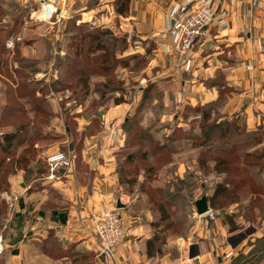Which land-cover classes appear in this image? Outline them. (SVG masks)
<instances>
[{
	"label": "rangeland",
	"instance_id": "374dc122",
	"mask_svg": "<svg viewBox=\"0 0 264 264\" xmlns=\"http://www.w3.org/2000/svg\"><path fill=\"white\" fill-rule=\"evenodd\" d=\"M58 7L66 9L65 0H0V239L4 250L0 264L21 252L22 246H27V257L41 255L39 243L44 242L47 229L54 231L47 248L51 252L60 249L53 243L79 242L65 225L43 222L40 216L42 211L62 207L67 208L68 221L72 205L53 186L64 182L62 174L47 179L45 163L50 155L64 152L70 170L75 148L74 178L79 184L92 182L96 174L80 161L79 153L90 140L102 137L113 150L117 177L118 170L122 172L116 195L127 206V214L144 222L158 221L161 227V212L169 214L165 220L171 223L169 233L159 231L165 243L154 245V258L165 254L179 258L182 241H202L196 237V223L210 227L220 221L224 239L238 246L230 264H264L263 127L247 133L244 125L237 124L222 135L210 131L205 139L200 116L209 109L204 105L201 111L198 106L178 111L182 116L178 125L161 122L163 105L153 108L152 114L140 111L103 124L110 107L137 92L136 76L146 68V60L125 56L130 43L122 33L90 26V15L76 25L68 11L58 16ZM72 7L78 12V2ZM45 8L52 10L50 16L42 13ZM219 114H211V119H229ZM139 128H149L152 135H143ZM27 185H31L28 193L47 192H43L47 199L42 209L24 201ZM203 196L213 218L205 215L208 211L196 215L194 202ZM113 210L118 215L120 209ZM142 211L146 213L140 215ZM106 212L93 222L98 244L95 228ZM22 215L24 221L18 217ZM121 226L125 233L123 221ZM91 258L95 259L78 256V261L91 264ZM46 262L39 259L34 264Z\"/></svg>",
	"mask_w": 264,
	"mask_h": 264
},
{
	"label": "crops",
	"instance_id": "0c3cea01",
	"mask_svg": "<svg viewBox=\"0 0 264 264\" xmlns=\"http://www.w3.org/2000/svg\"><path fill=\"white\" fill-rule=\"evenodd\" d=\"M114 1L90 0L89 5V0H65L66 9L58 7L57 13L61 16L68 11L76 25L88 20L90 15V26H103L116 34L122 33L129 40L125 56L140 55L146 59V68L136 76L137 92L124 95L125 103L117 108L110 107L103 117V124L106 120L125 119L126 115L140 111L142 115L149 114L156 106L163 105L161 122L168 120L178 125L182 119L181 112H178L181 109L186 106L203 107L217 100L222 90L210 86L208 82L220 76L224 82L222 89L225 90L224 101L219 108L221 115L244 125L247 133H254L258 127L264 130V0H131L124 15L115 12ZM74 2H78V12L73 11ZM203 5L213 9L215 20L206 39L192 48L187 60H182L173 50L176 36L174 24ZM43 12H47L46 8ZM258 41L261 49L258 48ZM147 87L153 89L151 94H146ZM103 138H93L90 144L82 146L79 154L80 161L96 174L92 182H76V156L73 153L71 169L61 172L64 182L56 180L53 184L72 204L65 226L79 242L53 243L60 248L58 253L47 249L52 243H39L41 255L38 257H27V246H22L21 252L6 258V264H34L39 259L46 260L48 264H79V253L93 256L95 259L91 258V264L231 263L238 254V246L224 239V225L220 221L210 227L207 223L205 226L196 223V237L202 241H182L179 258L170 259L167 254L161 258H148L146 241L154 232L151 223L128 215L124 204L118 215L124 223L125 237L112 252H102L93 237V222L103 212L116 209V201L120 198V194L119 197L116 195L120 184L115 174L113 150ZM28 191H31V185L23 187L24 201L41 208L40 205L47 199L43 192H47ZM43 212V222L52 223L46 219L48 211ZM145 213L142 211L140 215ZM44 246L46 250H43ZM62 249L66 251L60 253Z\"/></svg>",
	"mask_w": 264,
	"mask_h": 264
},
{
	"label": "built area",
	"instance_id": "2783aa9c",
	"mask_svg": "<svg viewBox=\"0 0 264 264\" xmlns=\"http://www.w3.org/2000/svg\"><path fill=\"white\" fill-rule=\"evenodd\" d=\"M215 20V12L209 6L203 5L192 11L188 16L175 23L176 37L173 44V50L181 59L187 57V54L192 50L193 46L206 39L209 29ZM69 160L66 153H55L47 159L48 177L52 180L61 174L63 169L69 166ZM64 169V170H65ZM209 218H213L214 214L208 210L205 214ZM121 218L113 210L106 212L95 228V234L100 241L99 245L102 252H112L121 240L125 233L122 230ZM3 243L0 239V259L3 255Z\"/></svg>",
	"mask_w": 264,
	"mask_h": 264
},
{
	"label": "trees",
	"instance_id": "16d2710c",
	"mask_svg": "<svg viewBox=\"0 0 264 264\" xmlns=\"http://www.w3.org/2000/svg\"><path fill=\"white\" fill-rule=\"evenodd\" d=\"M130 1L131 0H115L114 1V10H115V12L118 15H124L125 13H127L128 12V9H129V3H130ZM136 57L137 58H143L144 60H146L143 56H140V55H138ZM219 79H220V76L216 77V79H215L216 82H215V80H213L211 82L209 81V85L210 86L217 87L219 91L222 90L220 92L219 97L217 98V100L215 102L210 103L208 105H204V107L205 108H208L209 110H206L200 116V120H201V123H202L201 129L203 128V131H205V134H204V138L205 139H209L210 138V136H208V133L210 131H211V133L213 131V132H216V133L222 135L223 134V131L226 132L227 129H231L233 127L236 128V126H238L236 120H234V119H223V117L221 118V116L217 120L216 119H213V120L211 119V114H216V116L218 117V113H220L219 112V108L223 104V101H224L223 96H224L225 90L222 89V87L224 86V82L222 80H219ZM152 90L153 89L151 87H147L145 89V92H146V94H151ZM118 104H120V103H118ZM202 108L203 107H199L200 111H201ZM210 119H211V121H210ZM139 132L142 133L143 135H148V136L152 135L149 128L148 129H141V128H139ZM204 151H205V149H204ZM76 152L77 151L74 148V153L76 154ZM144 154L146 155V153H144ZM144 154H141V156L143 157ZM45 166H46V168H45V173H46L47 170H48L47 163H45ZM121 174H122V172L120 171V173H119V170H118V177H119L120 180H121V177H122ZM119 183L121 184V181ZM163 195H165V194H163ZM163 202H165V199H164ZM56 209H52V211H50V212L48 211L49 212V214H48L49 221L50 222L57 223L58 225L63 226V225H65V223L67 221V208L60 207L59 209H57V210ZM163 213L164 212H161V214L164 215V220H163L164 224L162 225L163 228L159 225V222L158 221L156 223L155 222L153 223L152 221L150 222L152 228H154V232H153V235L151 236V238L146 241V253H147V256H152L153 255V253L155 251V248H154V245L155 244H157V243H165V241L162 242L161 239H160V232L162 233L161 230H164V232L169 233L168 232V228L170 227V224L171 223H165V220L168 218L169 214L166 215L165 213L164 214ZM40 214L45 215V213L43 211ZM27 216H28V213H27ZM18 217L22 221H24L23 218L25 217V215H22L21 217L18 216ZM156 227H157V230L155 229ZM45 231H47L46 232L47 233V236L45 238H43V241H44L43 243H46V242L50 243V240L52 241L54 231H49L48 229L45 230ZM78 256L80 258L81 256H85L86 257L87 255H78Z\"/></svg>",
	"mask_w": 264,
	"mask_h": 264
},
{
	"label": "water",
	"instance_id": "95a60500",
	"mask_svg": "<svg viewBox=\"0 0 264 264\" xmlns=\"http://www.w3.org/2000/svg\"><path fill=\"white\" fill-rule=\"evenodd\" d=\"M69 151H72V146L69 147ZM116 208H124V205L119 200L116 201ZM194 208L197 216H202L208 211V202L206 197H201L194 202Z\"/></svg>",
	"mask_w": 264,
	"mask_h": 264
},
{
	"label": "bare ground",
	"instance_id": "6f19581e",
	"mask_svg": "<svg viewBox=\"0 0 264 264\" xmlns=\"http://www.w3.org/2000/svg\"><path fill=\"white\" fill-rule=\"evenodd\" d=\"M48 7H50V6H48ZM47 12H45L44 14H46V16L47 15H49V13L51 12V10H46Z\"/></svg>",
	"mask_w": 264,
	"mask_h": 264
}]
</instances>
